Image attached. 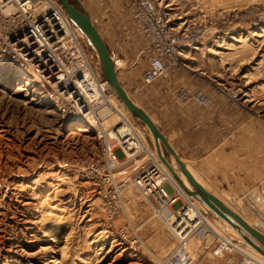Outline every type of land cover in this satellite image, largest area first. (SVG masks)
Here are the masks:
<instances>
[{
  "label": "rangeland",
  "instance_id": "1",
  "mask_svg": "<svg viewBox=\"0 0 264 264\" xmlns=\"http://www.w3.org/2000/svg\"><path fill=\"white\" fill-rule=\"evenodd\" d=\"M156 2L170 13L174 29L199 34L197 49L183 48L181 57L188 65L185 79L189 80L194 71L200 76L190 82L203 81L206 85L210 79L228 83L239 89L246 107L264 116V0ZM79 37L91 62L100 68L91 45L80 32ZM111 38L114 52L107 45L110 52L121 60L120 69H126L134 80L147 66L150 54L139 28L130 22ZM137 44V51H131ZM131 97L140 101L135 95ZM120 111L126 115L123 126L132 121L147 147L155 151L146 126L126 108ZM85 126L60 121L42 85L28 71L0 56V264H153L155 258L165 257L176 245V224H170L173 216L168 226L165 220L169 213L165 209L155 211L156 201L149 196L150 204L131 182L133 165L125 163L113 181L101 162L91 161L89 167L95 170L91 182L76 177V159L98 148L95 132ZM167 155L164 152L174 165ZM155 156L152 158L161 165ZM122 183L116 213L108 220L103 196L120 189ZM163 186L168 192L173 190L166 181ZM181 202L176 201L173 208ZM200 210L209 214L204 215L215 233H231V238L241 242L226 222ZM186 214L192 218L195 209H188ZM118 227L128 230L129 242L137 238L132 249L118 247L110 231ZM214 241L213 234L202 227L189 237L193 264H223L210 253Z\"/></svg>",
  "mask_w": 264,
  "mask_h": 264
},
{
  "label": "built area",
  "instance_id": "2",
  "mask_svg": "<svg viewBox=\"0 0 264 264\" xmlns=\"http://www.w3.org/2000/svg\"><path fill=\"white\" fill-rule=\"evenodd\" d=\"M124 1L130 9L132 23L139 28L150 52L147 66L137 77L136 85L130 91L126 90L131 97L143 95L148 87L165 77L184 73L188 65L181 57L183 48L198 46L199 34L174 29L170 13L159 7L156 0ZM87 53L79 31L66 16L58 0H0V56L10 65L28 71L42 85L45 97L51 102L60 121L72 125L86 124L89 130L95 132L93 136L97 139L98 148L76 159L73 166L76 177L91 182V173L95 170L89 167V163L99 161L108 171V179L114 181L116 175L123 172V165L130 163L134 167V179L131 182L143 196H151L156 201L157 207L153 206L155 211H168L165 220L168 226L176 224L172 230L176 245L165 257L155 258L153 264H193L195 257L188 248V239L198 233L201 227L215 237L210 253L223 264H264L259 257L239 248L238 241L233 238L228 240L224 235L215 233L198 204L173 184L148 151L129 148L134 142V129L125 134L127 131L121 132L119 128H114L123 123L115 121L112 124L111 121L117 114L119 99L101 69L91 62V56ZM112 56L115 54L112 53ZM197 76L200 74L193 71L189 80ZM206 86L213 94L226 98L231 108H246V99L239 89L210 79ZM171 93L180 106L209 108L214 104V98L208 90L191 89L185 84H179ZM136 132L139 133V130ZM164 181L172 187L171 192L163 186ZM120 186L112 194L103 196L104 213L108 220L116 213L117 199L124 184ZM178 200L183 202L173 208ZM168 206L172 208L168 209ZM188 209H195V216L190 218L186 214ZM110 231L119 248L132 249L133 243L137 242L136 237L133 243L128 241L129 232L123 227L110 228ZM125 242L130 245L124 246Z\"/></svg>",
  "mask_w": 264,
  "mask_h": 264
},
{
  "label": "crops",
  "instance_id": "3",
  "mask_svg": "<svg viewBox=\"0 0 264 264\" xmlns=\"http://www.w3.org/2000/svg\"><path fill=\"white\" fill-rule=\"evenodd\" d=\"M79 2L112 52L111 37L132 23L127 3L124 0ZM134 46L131 51H137L138 44ZM114 57L118 80L130 91L137 78L131 80L126 69H120L118 61L121 60ZM179 84L188 85L191 89L208 90L214 98L213 106L178 105L171 91ZM135 96L140 99L139 102L134 100L135 103L153 119L178 156L207 190L225 197L231 204L223 201L250 223L261 221L264 224V116L249 107L231 108L226 98L213 94L203 81L190 82L185 79L184 73L165 77L148 87L143 95ZM162 151L163 154L167 152L165 149ZM252 198L259 199L262 207H257ZM223 226L226 227L225 224ZM224 237L229 240L226 235Z\"/></svg>",
  "mask_w": 264,
  "mask_h": 264
},
{
  "label": "water",
  "instance_id": "4",
  "mask_svg": "<svg viewBox=\"0 0 264 264\" xmlns=\"http://www.w3.org/2000/svg\"><path fill=\"white\" fill-rule=\"evenodd\" d=\"M64 9L66 16L82 34L96 53V57L101 69V72L106 79L108 85L113 92L123 102L124 106L130 111L132 116L144 124L151 134L153 147L160 161L165 165L171 176L179 184L189 196L193 197L194 201L200 208L213 213L221 220L227 222L232 229L240 236L241 242L248 244L255 251L264 256V234L253 226L249 225L242 217L231 210L212 192L207 190L193 176L185 163L173 149L165 135L160 131L153 119L148 113L129 96L126 89L121 85L117 77L114 57L110 52L106 42L95 27L91 17L82 7L79 0H58ZM73 2L77 4L76 7ZM165 149L172 157L177 168L174 169L172 164L165 158L162 150ZM185 177L190 189L186 187L182 178ZM257 207H262V202L259 199L252 198Z\"/></svg>",
  "mask_w": 264,
  "mask_h": 264
},
{
  "label": "bare ground",
  "instance_id": "5",
  "mask_svg": "<svg viewBox=\"0 0 264 264\" xmlns=\"http://www.w3.org/2000/svg\"><path fill=\"white\" fill-rule=\"evenodd\" d=\"M101 35V34H100ZM198 48V46H195V47H193V49H197ZM114 61H115V57H114ZM116 64V63H115ZM113 103H115V102H113ZM118 106L116 105V108L118 109V111H117V114H115L114 116H113V118H112V124L115 122V121H122V119H124V117H126V115H122V111H120V109L122 110V109H124V108H126L125 106H124V104H123V102L119 99L118 100ZM127 109V108H126ZM128 110V109H127ZM128 113L130 114V115H132L131 113H130V111L128 110ZM123 124H124V121H123V123L121 124V125H115L114 126V128H119L120 129V131L121 132H125V131H127L125 134H129V131H132V129H134V142L133 143H131L132 145H131V147H129L131 150L132 149H134V148H136V149H140V150H145V151H148L147 153H149V154H151L152 155V157L153 156H155V154H156V151H150L149 149H148V147H147V145H146V143L144 142V138L142 137V135H140L138 132H136L137 130L135 129V127H133V125H132V123H131V121H130V123L128 124V125H126V126H123ZM130 143V142H129ZM145 146V148H143ZM128 152V151H127ZM156 156H157V154H156ZM155 156V157H156ZM157 158H158V156H157ZM158 160H160L159 158H158ZM161 162V161H160ZM161 165L165 168V170L168 172V174L170 175V177L172 178V180L174 181V183L177 185V187L180 189V191L181 192H183L186 196H189L182 188H180V186H179V184L175 181V179L171 176V174H170V172L167 170V168L165 167V165L161 162ZM186 165V164H185ZM173 167H174V169H176L177 170V168H176V166H175V164L174 165H172ZM186 167H187V165H186ZM188 168V167H187ZM189 169V168H188ZM191 172V171H190ZM192 173V172H191ZM179 175H180V177L182 178V180H183V182H184V184L186 185V187L187 188H189L190 189V186H189V184L186 182V180H185V177L182 175V174H180L179 173ZM194 176V175H193ZM195 177V176H194ZM199 182V181H198ZM200 183V182H199ZM216 196V195H215ZM190 198H192L193 199V197H191V196H189ZM217 197V196H216ZM146 198V197H145ZM220 199V198H219ZM146 200L150 203V200L148 199V198H146ZM194 200V199H193ZM224 204H226L222 199H220ZM151 204V203H150ZM229 208H230V206H229V204L227 203L226 204ZM231 210H233L236 214H238L240 217H242L246 222H248L249 223V225H251V226H253L254 228H256V229H258L259 231H261V230H263V234H264V227H263V224L262 223H260L259 224V226L257 227L256 226V224H252V223H250L249 221H247L246 219H245V217H244V215H240L235 209H232V208H230ZM162 210V209H161ZM160 211V210H159ZM188 211V210H187ZM205 214V213H204ZM206 215V214H205ZM222 221L225 223L226 221H224L223 219H222ZM227 223V222H226ZM229 225V224H228ZM262 225V226H261ZM229 227H231L230 225H229ZM235 231V230H234ZM231 234V233H230ZM227 235L228 237H229V240L231 239V235ZM239 243L240 244H238L239 246H241V247H243L244 249H246L247 251H249V252H251V254H253V255H255L256 257H259L260 259H262L263 261H264V256L263 255H261L260 253H258L257 251H255L253 248H251L248 244H246V243H242V242H240L239 241ZM237 245V246H238ZM125 248H127V247H125Z\"/></svg>",
  "mask_w": 264,
  "mask_h": 264
},
{
  "label": "trees",
  "instance_id": "6",
  "mask_svg": "<svg viewBox=\"0 0 264 264\" xmlns=\"http://www.w3.org/2000/svg\"><path fill=\"white\" fill-rule=\"evenodd\" d=\"M73 4H74L76 7H78L77 4H76L75 2H73Z\"/></svg>",
  "mask_w": 264,
  "mask_h": 264
}]
</instances>
